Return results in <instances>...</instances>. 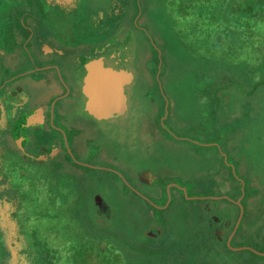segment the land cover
<instances>
[{
    "label": "rangeland",
    "instance_id": "obj_1",
    "mask_svg": "<svg viewBox=\"0 0 264 264\" xmlns=\"http://www.w3.org/2000/svg\"><path fill=\"white\" fill-rule=\"evenodd\" d=\"M64 1L0 0L4 41L21 42L10 65L28 71L29 51L38 67L58 64L75 96L64 100L63 84H44L56 74L36 71L34 85L22 83L29 104L64 100L54 125L70 134L78 160L123 176L47 154L44 161L25 157L12 139L9 105L21 98L5 92L11 126L0 129V197L8 201L0 213V264H264V47L247 49L237 34L193 22V11L211 9L210 0H77L69 11ZM122 46L129 51V109L97 120L84 110L75 69ZM53 126L30 129L34 152L61 149L64 134ZM145 170L153 181L138 178ZM43 178L47 217L30 222L33 212L15 200V184L35 194ZM54 211L69 212L64 225L75 233L46 243L70 240L80 248L76 257L53 259L44 244L60 230L59 216L48 217ZM226 237L230 251L222 247ZM213 242L225 257H213Z\"/></svg>",
    "mask_w": 264,
    "mask_h": 264
},
{
    "label": "crops",
    "instance_id": "obj_2",
    "mask_svg": "<svg viewBox=\"0 0 264 264\" xmlns=\"http://www.w3.org/2000/svg\"><path fill=\"white\" fill-rule=\"evenodd\" d=\"M74 1H77V0H69V1L67 0L68 3H72ZM257 5L259 6V4H255V2H254L252 4L251 8L256 9L258 7ZM76 7H77V5H76ZM34 23L36 24V22H34ZM44 23H49V22H44ZM1 24H2V22L0 23V26H1ZM3 29H4V25L1 26V30H0V96L4 95V93L6 92L9 94H12L13 96H16V94H19V96L21 98V102H9V105L12 106L11 107L12 117H14V118H12L13 123L11 124L12 125L11 129L14 131V132H12V137H13L12 139L14 141V145L16 146L15 147L16 150H18L19 152H22L23 155L25 157H28L29 159L32 158L34 160L44 161V160H42L43 156H46V154H47V156L49 158H51V160H54V161L65 158L72 164L86 167L89 170L94 171V172H96V170H103V171H107V172L112 173L113 171L108 170L103 165L95 166V165H91V164L87 163L89 161H85V162L79 161L78 158L75 156V152L73 150V147H71L70 134H67V132L63 130L62 126L54 125V124H56L57 118H60V114L58 115V112L56 111V107H58V105L61 106V104L64 100L68 99L69 97H74L76 94L73 91V89L71 88V86L69 85L67 77H65V75L63 73L64 72L63 69L58 64H54L52 62L41 63V65H39V67H38V65L36 64L35 58L32 56V53L29 51L27 53V57L29 59L30 65L25 66V67H28V71L25 70L22 73H15V66L11 67L10 63H12V60L16 58V55L13 59L10 56H14L13 55L14 50L16 52V49L17 50L20 49L21 42L18 45V43H16L15 41H12V42L11 41H4V33L3 32H5V31H3ZM30 38H31V36H30ZM60 54H61V52H60ZM32 66H35L34 67L35 71H33V69H31ZM82 70H83V72L79 73ZM82 70L79 71V69H75L73 80L76 82V91H78L79 95H80V93L82 95V105L85 106V103L87 100H86L85 96L82 94V92L80 91V88L84 84L83 77L86 75V69L84 70V68H83ZM36 71H38L40 73V75H42L43 73H47V72H52V73L56 74V76H57L56 78L49 77L44 81V84L48 83L50 85V87L54 86L55 84H58V85L63 84L65 86L67 91H65L66 93L64 96L66 98H64V100H62L61 103L58 101L59 99H57L53 103L52 106H51V104H49L48 108L39 102H33L32 104H29L30 100L27 97V95H24L25 92L23 91L24 89L22 88V83L25 81H28L34 85L35 81H34V79L31 78V75L34 74ZM53 71H55V72H53ZM2 73H7L8 76L4 77L2 75ZM43 77H45V76H43ZM38 84H40V83H38ZM9 88H13V89H9ZM127 103H128V100H127ZM128 109H129V105H128ZM128 109L126 110V112L128 111ZM7 111L8 110H7V106H6V101L4 100V97H0V129L1 128L2 129H8L9 126H11V125H5L6 120H7L5 117ZM126 112L124 114H122L121 116H125ZM121 116L116 117V118L119 119V118H121ZM111 119H114V118H111ZM105 120H107V119H105ZM53 125L55 126L56 132H58L59 134H64V138H62L61 149L57 148V147L52 148L51 146H49L47 148L43 147L40 150L34 152L33 151L34 148L30 144L33 141V136L36 137V135L34 133L31 134L32 131L30 129L33 127H39V128L47 129V128H51ZM45 134H46V132H44V131H43V133H39V140L43 139L42 137H44ZM31 135H33V136H31ZM29 159H27V160H29ZM9 169L10 168L6 169V171H7L6 178H8V177L12 178L13 177V174H12L13 169L11 168L10 171H9ZM113 173L117 174L118 176L122 175L120 173H115V172H113ZM138 178H140L142 181H145V180L153 181L154 175L150 171L145 170V171L140 172L138 174ZM13 179L14 178H12V180ZM29 179H31V178H28V180ZM44 180H45V178H43L39 181L40 187L38 189V192H36L37 194L35 195V198L40 197L39 196L40 194H44L42 192L44 190V188H42V186H44V184H46V181H44ZM15 186L16 187L18 186L17 189H18V191L20 190V193L22 192L21 189H24L22 186H19L16 184H15ZM183 192H184V190L182 191V193ZM32 194H29V195H32ZM19 198H21V194H20V196L16 197L15 200L18 201ZM41 199H44V200L47 199L46 195L44 194L43 198H41ZM6 202H8V201H6V199L0 197V213L2 212L1 216L3 215V208H5L4 204ZM98 204H99V206H102V199L99 197H98ZM7 205L11 206L9 203H7ZM211 219H213V218H211ZM210 223L212 226L214 225L213 220H210ZM219 235H222V234L220 233ZM222 237L223 236H221V238Z\"/></svg>",
    "mask_w": 264,
    "mask_h": 264
},
{
    "label": "trees",
    "instance_id": "obj_3",
    "mask_svg": "<svg viewBox=\"0 0 264 264\" xmlns=\"http://www.w3.org/2000/svg\"><path fill=\"white\" fill-rule=\"evenodd\" d=\"M212 1L211 9H205L206 6L202 5L203 9L195 10V13L193 11L194 21L193 22H209L211 23L212 30L221 32L223 34H226L229 37H234L236 34L239 36L238 38H242L244 41L245 48H249L251 50L255 49L254 47H250L251 45L261 48L264 47V0H210ZM255 2V4H259V6L256 9H252V4ZM192 21V20H191ZM256 30V33H255ZM257 36H254V35ZM37 188V187H36ZM18 191V189H15ZM19 192V191H18ZM38 192V188H37ZM20 193V192H19ZM21 198L19 204L23 206V203L25 207L30 208V212H33V215L30 216V222H39V218L45 219L47 217V211L46 206L42 205L44 202V199H41L40 197L35 198V194L29 195L25 192H21ZM60 202L58 197L53 198V203ZM37 208H40L36 210ZM56 214L59 216V219H53L52 215ZM68 217L64 218L60 216L56 211L54 213L48 214V217L52 218L54 221L55 226H59L60 230H53L51 231L50 237L44 238L45 242L53 241L55 242V239H57L59 236L62 239H65L67 235H69V238L73 235L74 228L67 227L64 225V223L67 221V219L71 218L69 216V212H67ZM60 224V225H59ZM76 234L81 237L84 236L81 233V230L75 229ZM75 233V232H74ZM88 238V237H87ZM43 239V240H44ZM94 240V239H90ZM216 240H218L216 238ZM97 241V240H94ZM102 241V240H99ZM98 241V242H99ZM227 237L222 240L224 243L223 250L226 248L225 251H230L227 244ZM96 243V242H95ZM53 244V243H52ZM47 245V243L45 244ZM74 245V243L70 240L67 241V243L62 242V244H53V246H46L48 250H51V256L57 259H62L65 255H72V257H76L80 251L79 246H71ZM214 246V253L213 257L222 258L227 255L224 252H220L217 247H215V242H213ZM100 247V245H99ZM70 248V249H69ZM69 249V250H68ZM108 253L117 256L112 252L114 250L113 248H107ZM221 249V251H223ZM232 250V249H231ZM49 253V255H50ZM85 256V254H84ZM83 256V257H84ZM111 257H109L110 259ZM118 258V257H117ZM104 261L108 260L105 258H102ZM85 261L91 262L89 258H86ZM213 261V260H212ZM116 263V259L114 260ZM216 263H219V261H214Z\"/></svg>",
    "mask_w": 264,
    "mask_h": 264
},
{
    "label": "water",
    "instance_id": "obj_4",
    "mask_svg": "<svg viewBox=\"0 0 264 264\" xmlns=\"http://www.w3.org/2000/svg\"><path fill=\"white\" fill-rule=\"evenodd\" d=\"M128 61L129 51L122 46L87 66L82 86L87 97L84 109L97 120L119 117L128 109L125 93L130 81L126 76Z\"/></svg>",
    "mask_w": 264,
    "mask_h": 264
},
{
    "label": "flooded vegetation",
    "instance_id": "obj_5",
    "mask_svg": "<svg viewBox=\"0 0 264 264\" xmlns=\"http://www.w3.org/2000/svg\"><path fill=\"white\" fill-rule=\"evenodd\" d=\"M64 5H68V4H70V3H68L67 2V0H65L64 2ZM76 6V1H74V2H72L71 4H70V6L67 8V10L69 11V10H71L72 8H74ZM112 54V53H111ZM104 56V55H103ZM87 71V70H86ZM87 73V72H86ZM85 77V76H84ZM84 77H83V79H84ZM80 91L82 92V87L80 88ZM82 94L85 96V98H86V100H87V97H86V95L82 92ZM85 108V107H84ZM85 110V109H84Z\"/></svg>",
    "mask_w": 264,
    "mask_h": 264
}]
</instances>
